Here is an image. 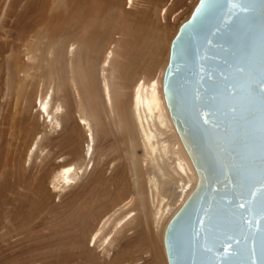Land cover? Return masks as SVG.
Instances as JSON below:
<instances>
[{"label":"rangeland","instance_id":"374dc122","mask_svg":"<svg viewBox=\"0 0 264 264\" xmlns=\"http://www.w3.org/2000/svg\"><path fill=\"white\" fill-rule=\"evenodd\" d=\"M199 2L0 0V264H150L154 250L168 264L164 231L197 177L160 83ZM110 51L113 109L99 99ZM143 82L166 115L155 151L143 132H157L151 120L124 119ZM38 92L51 96V118L38 115ZM80 116L97 136L87 159ZM70 165L64 184L57 175Z\"/></svg>","mask_w":264,"mask_h":264},{"label":"water","instance_id":"95a60500","mask_svg":"<svg viewBox=\"0 0 264 264\" xmlns=\"http://www.w3.org/2000/svg\"><path fill=\"white\" fill-rule=\"evenodd\" d=\"M163 94L197 175L165 229L168 264H264V0H200Z\"/></svg>","mask_w":264,"mask_h":264},{"label":"bare ground","instance_id":"6f19581e","mask_svg":"<svg viewBox=\"0 0 264 264\" xmlns=\"http://www.w3.org/2000/svg\"><path fill=\"white\" fill-rule=\"evenodd\" d=\"M131 1H133V0H131ZM72 48H73L72 51L75 50L74 45H72ZM52 49H54V47H51V50ZM113 54H114L113 51L109 52V55H107L105 57V59L103 61V64H102V66L100 68V70L102 72V77H103V87H102L101 94H99L100 101L103 102L105 105L109 106L111 109L114 108L115 96H114V92H113V90L111 88L110 81L107 78V74H104V73H106L107 68L110 67V63H111V59L113 57ZM15 57L16 56H13V58H15ZM16 70H17V68H16ZM164 72H165V70H164ZM163 78H164V75H163ZM160 84L162 85V92H163V79L161 80ZM20 87H21L22 91L24 92V94H25V96L27 98L28 96H27L26 87L25 86H20ZM136 87H137V91L135 92L132 100H128L126 102V104L123 106L124 110H125V112H124V119L126 121L125 123H126L127 126L129 125V127L135 128L136 121H139L140 125L142 126V123H141L142 113L146 116V119H150L151 122L153 123V125L157 127V132L153 133L151 135H149L145 130H143V132L145 133L144 135L146 137V140L148 142V145H149L150 149L152 151H155L156 144L153 142L154 140L151 137H152V135L154 137H158V138L161 136V134H162L161 129L167 127L166 115L163 113L162 106H161V103H160L161 101L159 100L160 98L157 97V95H156L155 88L153 90L152 89L150 90L149 89L150 86L146 87V82H143L141 86H136ZM38 96H39V100H40L39 104H38V113H39L38 115L39 116L40 115H44V116L46 115L47 118H51V112L49 111L50 110L49 106H50V103H51V100H50L51 96L48 97L46 95L45 97H43L42 93H39V92H38ZM38 96H37V98H38ZM163 96H164V94H163ZM37 98H36L35 102L37 101ZM164 101H165V99H164ZM165 105H166V103H165ZM36 107H37V105H36ZM29 108H30V105L27 106V109H29ZM166 108H167V106H166ZM167 111H168V109H167ZM168 114H169V112H168ZM80 120H81V122L77 126H79V127L83 128L84 130H86L87 134H88L87 137H88V140H89L88 141L89 144H88V148L86 150L87 153L85 155V159H87V157L88 158L92 157V154L94 152L93 146H94V143L97 140V136L93 133L91 125H90V123L88 122V120L85 117L80 116ZM24 122H26V121L24 120ZM171 122H172V120H171ZM159 125L162 128H160ZM157 142H159V140H157ZM37 144H38V140L35 143H33L32 147L30 148V151H33L34 147L37 148L38 147ZM180 166H181V168H183V164L182 163H180ZM193 169H194V167H193ZM75 171H76V169H75L74 165L63 167V168H61L59 170L57 178L59 179V181H61L64 184L72 183L73 182V177L72 176H73ZM194 171H195V169H194ZM196 177H197V175H196ZM195 183L197 184V179L195 180ZM193 190L191 188L188 189V191H190V194L192 193ZM186 194H187V192H186ZM184 196L186 197V195H184ZM109 220H110V218H108L104 222V224L101 226V228H99V230L95 234V238H96L95 245H97V243H98V239H99L98 236H100L99 235L100 232L103 233V231L106 228V225L108 224ZM164 233H165V231H164ZM163 241H164V238H163ZM109 244H110V242H108V246H109ZM164 248H165V246H164ZM158 260H159L158 253L156 252V250H154L153 251V255H152V259L150 260L151 261L150 264H155V263H157Z\"/></svg>","mask_w":264,"mask_h":264}]
</instances>
